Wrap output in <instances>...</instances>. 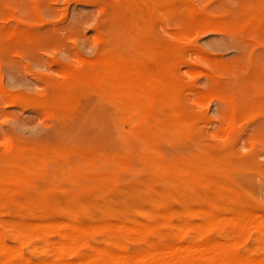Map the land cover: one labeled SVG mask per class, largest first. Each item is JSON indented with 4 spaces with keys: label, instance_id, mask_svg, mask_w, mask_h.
<instances>
[{
    "label": "rangeland",
    "instance_id": "1",
    "mask_svg": "<svg viewBox=\"0 0 264 264\" xmlns=\"http://www.w3.org/2000/svg\"><path fill=\"white\" fill-rule=\"evenodd\" d=\"M107 55L152 81L121 101L82 77ZM4 192L6 264L212 237L264 264L255 223L242 235L215 218L264 212V0H0Z\"/></svg>",
    "mask_w": 264,
    "mask_h": 264
},
{
    "label": "bare ground",
    "instance_id": "2",
    "mask_svg": "<svg viewBox=\"0 0 264 264\" xmlns=\"http://www.w3.org/2000/svg\"><path fill=\"white\" fill-rule=\"evenodd\" d=\"M98 7H100L98 5ZM150 9V8H149ZM263 9V8H262ZM153 10V9H152ZM261 16V15H260ZM259 16V17H260ZM262 18V17H261ZM208 19V18H207ZM248 19V18H247ZM133 20V19H132ZM249 20V19H248ZM206 21V20H205ZM209 22V21H208ZM243 22H246L245 20H243ZM135 24V23H134ZM121 29V28H120ZM122 30V29H121ZM137 30V29H136ZM128 41V40H127ZM164 47V46H163ZM100 50V49H99ZM101 51V50H100ZM99 51V52H100ZM102 62V68H101V71H98V72H88V73H84V75H82V77L86 78L89 82H91L92 84L94 85H97L100 89L102 90H107L108 93L112 96H116L118 97L121 101H126L125 99V95L127 94V89H128V86H131V88H133V92L134 94H139L142 89L144 88L143 84H147L150 83L152 80H150L149 78V75L146 74V72L144 71V69L140 68L138 65L134 66V67H128L127 64H126V61L123 59H117L116 57H113V56H104L103 59L101 60ZM64 71V70H63ZM66 71V70H65ZM63 73V72H62ZM78 73V72H76ZM80 73V72H79ZM83 73V72H82ZM67 74V73H66ZM210 74V73H209ZM62 75H65V74H62ZM78 81V80H77ZM256 82V81H255ZM142 88V89H141ZM190 101V100H189ZM128 102V101H127ZM131 107V106H130ZM131 109V108H130ZM124 110H126V108H124ZM119 111V110H118ZM47 113V112H45ZM230 120V118H229ZM231 121V120H230ZM230 125V124H229ZM217 127V126H216ZM231 131V130H230ZM226 132V131H224ZM212 133V132H211ZM225 134V133H224ZM224 136V135H223ZM5 143V142H4ZM8 144V143H6ZM9 146V144H8ZM4 147V145L2 146ZM155 159V158H154ZM7 163V162H6ZM22 164V163H21ZM20 166V165H19ZM179 174V173H178ZM156 175V174H155ZM18 177L19 174L17 175ZM6 177V176H4ZM17 177V178H18ZM5 180V179H4ZM3 195H0L1 197H9L10 193L9 192H4L2 193ZM150 197V196H149ZM203 197V196H202ZM206 198V197H205ZM190 199V198H189ZM207 199V198H206ZM134 210V209H133ZM202 210V209H201ZM252 211V210H251ZM254 212L252 214V212H250L251 216H254L256 215ZM258 213L260 214V216H258V221L259 219L263 218V220L261 221H255V218L254 222L252 219H249L248 216H245V217H241V216H238V215H234L232 216V214L230 215H225V218L223 217V215H218V217L216 216H213L212 218H218L220 219L222 217V219L226 220V217L228 218L227 221H229L228 223L231 224V225H234L237 227V230L239 229V232H242V235L243 234H246V230L248 229H251V225L253 226V224L255 223L254 226H257V229L258 231L260 230L261 233L264 234V224H263V221H264V212H260L258 211ZM257 213V214H258ZM249 214V215H250ZM220 216V218H219ZM232 216V217H231ZM250 216V217H251ZM200 217V216H199ZM248 217V218H247ZM256 217V216H255ZM52 218V217H51ZM201 218V217H200ZM199 218V219H200ZM208 219L206 218L205 221H208L209 220H212V221H209L211 222V225H213L212 223H215L216 219ZM1 220V219H0ZM201 220V219H200ZM199 220V221H200ZM252 220V221H251ZM2 221V220H1ZM0 221V222H1ZM61 223L63 220H57V223ZM203 221V222H205ZM206 222V224H209V222ZM221 221V219H220ZM218 220V222H220ZM18 222V221H17ZM40 224L42 225L43 224V221H39ZM39 222H36L38 225H39ZM42 222V223H41ZM163 222V221H162ZM198 222V221H196ZM217 222V221H216ZM223 222V221H222ZM257 222V224H256ZM30 222H27V224H29ZM51 224V221H45L44 224ZM55 222H53L52 224L54 225ZM58 223V224H59ZM63 223L65 224L66 221L64 220ZM63 223H61L63 225ZM70 222H68L69 224ZM111 223V222H110ZM115 223V222H114ZM200 223V222H199ZM252 223L250 226H247L248 229H243V228H247L246 225ZM25 224V223H24ZM48 224V225H49ZM51 224V225H52ZM67 224V223H66ZM67 224V226H68ZM117 224H120L117 223ZM139 224V223H138ZM144 224V223H143ZM181 224V223H180ZM192 224V223H191ZM198 224V223H197ZM263 224V225H261ZM73 226H69V229H65L66 231L63 233V235L67 238V242H65V245L63 243L64 246H66L68 249L71 247H68V246H71L72 243L76 244H80L79 242L84 240V239H81L83 238L82 236H80V227L76 226L74 223L72 224ZM116 225V224H115ZM114 225V226H115ZM127 225V229L129 228L128 224ZM145 227L149 228L148 226H152V224L150 223H146L145 222ZM3 226V224H2ZM55 226H58V225H55ZM98 226V225H97ZM105 226V225H104ZM118 226V225H117ZM124 226V225H123ZM142 226V225H141ZM180 225H178L179 227ZM191 229L192 226H197V225H188ZM187 224L183 226L181 225L180 227V230L184 231L183 229H186L188 228ZM202 226V225H201ZM203 231L205 229H208V227L210 226L209 225H203ZM63 227V226H62ZM125 227V226H124ZM144 227V228H145ZM184 227V228H183ZM207 227V228H206ZM31 229L33 228L32 225H29L27 227H24L22 228L23 229ZM40 228V227H39ZM83 228V227H82ZM132 228H135V229H138L139 227H132ZM175 228H177V225H175ZM183 228V229H182ZM202 228V227H200ZM241 228L243 231H241ZM256 229L255 227H252V229ZM55 229V228H54ZM52 229V230H54ZM91 229V228H90ZM256 229V230H257ZM42 230V229H41ZM44 230V229H43ZM56 230V229H55ZM139 230V229H138ZM141 230V228H140ZM155 230V229H154ZM202 230V229H201ZM245 230V231H244ZM21 231V230H20ZM47 231V230H46ZM137 231V230H135ZM194 231V230H193ZM250 231V230H249ZM248 231V232H249ZM45 232V230L43 231ZM50 232V231H49ZM57 232V230L55 231V233ZM63 232V231H62ZM62 232H59L60 234ZM140 232V231H138ZM145 232V230H144ZM195 232V231H194ZM227 232V231H226ZM14 233V232H13ZM228 233V232H227ZM235 233H237L238 235V232L236 231ZM35 234V233H34ZM159 234V233H158ZM249 234V233H248ZM246 234V235H248ZM36 235V234H35ZM174 235V234H173ZM195 235V234H194ZM228 235H230L228 233ZM246 235H244L246 237ZM240 236H241V233H240ZM33 237V235H32ZM134 237H137V236H134ZM234 237V236H232ZM237 237V236H235ZM243 237V236H242ZM241 237V238H242ZM2 238V237H1ZM0 238V249H2L3 247H5V243L4 241H2ZM166 238V237H165ZM213 238V237H212ZM209 240V241H206V243L204 244H200V243H196V242H193V239H190L188 240V242H183L181 243L180 245L179 244H174V243H170V242H167L165 245H163L162 247H149L146 251L143 249V251L145 252H122L119 250V252H114V251H117V250H114L113 252H111V250H109L107 253L103 254L102 256H97V254H94L91 252H89V256L88 258L84 257L85 259L83 260V262L81 261L82 258H80L79 260L78 259H75L73 261H79L80 263L78 264H248V260L247 258H243V257H235L234 255H232L228 249V246H231L229 245L230 243L232 244V242H229L228 240H226L227 244L224 243L225 240H221L223 242V244H220V243H217L216 242V239H212ZM8 239V238H7ZM55 239V238H54ZM239 239V238H237ZM246 239V238H245ZM244 239V240H245ZM102 240V239H101ZM256 240V239H255ZM55 241V240H53ZM103 241V240H102ZM236 241V240H235ZM8 242V241H7ZM62 242V241H60ZM60 242L58 243L57 246L60 247ZM64 242V241H63ZM86 242V241H85ZM237 242H241V240H237L235 243ZM243 242V241H242ZM20 243V242H19ZM7 244V243H6ZM10 244V245H9ZM16 244V243H15ZM15 244H11V243H8V246H9V249H14L16 252L19 250ZM57 244V243H55ZM13 245V246H12ZM22 245V244H21ZM84 245V244H82ZM80 245V246H82ZM86 245V243H85ZM233 245H234V240H233ZM232 245V246H233ZM7 246V247H8ZM55 246V245H54ZM56 246V247H57ZM118 246V245H117ZM250 246V245H249ZM259 246V245H258ZM25 247V245H24ZM77 247V246H76ZM27 248V247H26ZM74 248V247H73ZM230 248V247H229ZM18 249V250H17ZM30 249V248H28ZM66 249V248H65ZM72 250V249H71ZM106 250V249H105ZM250 250V249H249ZM13 251V250H12ZM66 252V250H65ZM7 253V252H6ZM13 253V252H12ZM67 253H69L67 251ZM233 253V252H232ZM51 256V255H50ZM87 256V255H86ZM241 256V255H240ZM262 256V255H261ZM261 256H259L258 258L261 259ZM52 257V256H51ZM253 257V260L255 262L256 258L254 259V256ZM264 257V256H263ZM258 258L256 261H258ZM37 259V258H36ZM39 259V258H38ZM43 260V259H41ZM253 260L251 261L253 263ZM44 261V260H43ZM40 261L42 262V264L44 263H49L50 261ZM52 261V260H51ZM69 262L71 260H68ZM68 261H65L64 262H68ZM7 260L4 259L3 257H1L0 259V264H6ZM53 262V261H52ZM58 262V261H57ZM62 262V261H61ZM68 262V263H69ZM74 262V263H75ZM250 262V263H251ZM56 263V262H55ZM55 263H51V264H55ZM63 263V262H62ZM72 263V262H70ZM69 263V264H70ZM73 263V264H74ZM249 263V264H250ZM16 264H19V263H16ZM21 264V263H20ZM29 264V263H28ZM35 264H37V262H35ZM50 264V263H49ZM56 264H60L59 262L56 263ZM77 264V263H75ZM257 264V263H256ZM261 264V263H260Z\"/></svg>",
    "mask_w": 264,
    "mask_h": 264
}]
</instances>
